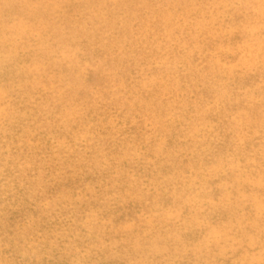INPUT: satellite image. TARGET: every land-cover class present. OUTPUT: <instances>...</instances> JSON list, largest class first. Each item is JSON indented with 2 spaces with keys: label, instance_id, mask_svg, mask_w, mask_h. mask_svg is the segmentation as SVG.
Masks as SVG:
<instances>
[{
  "label": "rangeland",
  "instance_id": "rangeland-1",
  "mask_svg": "<svg viewBox=\"0 0 264 264\" xmlns=\"http://www.w3.org/2000/svg\"><path fill=\"white\" fill-rule=\"evenodd\" d=\"M0 264H264V0H0Z\"/></svg>",
  "mask_w": 264,
  "mask_h": 264
}]
</instances>
